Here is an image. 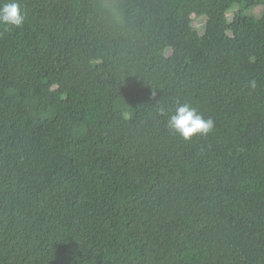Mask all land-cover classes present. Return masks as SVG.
<instances>
[{
    "label": "trees",
    "instance_id": "16d2710c",
    "mask_svg": "<svg viewBox=\"0 0 264 264\" xmlns=\"http://www.w3.org/2000/svg\"><path fill=\"white\" fill-rule=\"evenodd\" d=\"M19 3L0 264H264V0ZM184 102L211 134L167 128Z\"/></svg>",
    "mask_w": 264,
    "mask_h": 264
},
{
    "label": "clouds",
    "instance_id": "9594fccd",
    "mask_svg": "<svg viewBox=\"0 0 264 264\" xmlns=\"http://www.w3.org/2000/svg\"><path fill=\"white\" fill-rule=\"evenodd\" d=\"M25 14L19 0H0V25L20 28L25 22ZM254 86V84H253ZM161 113L167 110L160 108ZM167 128L186 142L194 137H206L215 130V120L205 117L190 103H177L168 115Z\"/></svg>",
    "mask_w": 264,
    "mask_h": 264
},
{
    "label": "rangeland",
    "instance_id": "374dc122",
    "mask_svg": "<svg viewBox=\"0 0 264 264\" xmlns=\"http://www.w3.org/2000/svg\"><path fill=\"white\" fill-rule=\"evenodd\" d=\"M250 12V11H249ZM254 13L257 15H261L263 13V7L260 6L254 10ZM232 16V13L230 14ZM206 17V16H205ZM205 17H197L194 19V24L199 28L200 31H203V26L205 24L206 18Z\"/></svg>",
    "mask_w": 264,
    "mask_h": 264
}]
</instances>
